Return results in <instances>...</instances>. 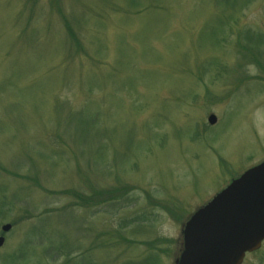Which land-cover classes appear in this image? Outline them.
Segmentation results:
<instances>
[{
  "label": "rangeland",
  "instance_id": "374dc122",
  "mask_svg": "<svg viewBox=\"0 0 264 264\" xmlns=\"http://www.w3.org/2000/svg\"><path fill=\"white\" fill-rule=\"evenodd\" d=\"M262 162L264 0H0V264H175Z\"/></svg>",
  "mask_w": 264,
  "mask_h": 264
},
{
  "label": "water",
  "instance_id": "95a60500",
  "mask_svg": "<svg viewBox=\"0 0 264 264\" xmlns=\"http://www.w3.org/2000/svg\"><path fill=\"white\" fill-rule=\"evenodd\" d=\"M217 119L210 115L208 123ZM11 225H4L8 233ZM183 245L175 264H242L264 241V163L233 180L199 209L182 230ZM5 239L0 237V248Z\"/></svg>",
  "mask_w": 264,
  "mask_h": 264
}]
</instances>
